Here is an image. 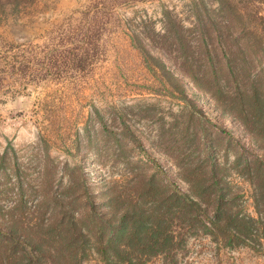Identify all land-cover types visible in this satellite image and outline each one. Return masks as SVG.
Returning <instances> with one entry per match:
<instances>
[{
    "label": "rangeland",
    "instance_id": "374dc122",
    "mask_svg": "<svg viewBox=\"0 0 264 264\" xmlns=\"http://www.w3.org/2000/svg\"><path fill=\"white\" fill-rule=\"evenodd\" d=\"M242 95L264 102V0H0V264H264ZM196 165L232 221L200 190L153 236L147 181L193 196Z\"/></svg>",
    "mask_w": 264,
    "mask_h": 264
},
{
    "label": "trees",
    "instance_id": "16d2710c",
    "mask_svg": "<svg viewBox=\"0 0 264 264\" xmlns=\"http://www.w3.org/2000/svg\"><path fill=\"white\" fill-rule=\"evenodd\" d=\"M241 94V93H240ZM241 97V96H240ZM233 106L237 107L236 105H238V109L240 112L241 117H246L248 121H250L251 119H253L255 122H258V120H261V114L262 111H264V102H260V99L258 98L257 100H247L244 95H242L241 99L238 100L237 104L235 105L234 103H232ZM238 111V110H237ZM238 113V112H237ZM250 123V122H248ZM192 171H190V173L193 175V179L192 178H184L189 184H190V190L191 193H193V196L189 195L187 192H182L173 182H169V188H166V193L164 194L165 198H162V192L163 190L161 188H159L160 186L155 185L152 182V178L150 177V179L147 181L149 182V187H147L149 191L148 195L151 198H155L152 201L149 202H145L144 204H141L139 206V208H143L144 211L142 212H146L150 215H153V213H155V216H153V219L151 218L150 220H148L149 216H146V218L142 219V222H144V224H148L147 222H150L151 224H153V227L150 228L151 229V233L156 234L155 236L157 238H162L164 240H168L170 237L168 234H164V235H160L159 233V229L162 228V224L163 223H172L174 222V220L176 219V216L181 217L182 219H187L190 220L191 219V214L194 213L195 210H203L200 207V203L197 202L196 197H202L201 193H205L207 195V197H211L214 196L215 198V203L213 204L212 201H207V205H210L213 207V211H214V217L211 221V225L217 229L220 230V225H219V221H220V216L221 214L224 212L226 213L225 218L229 219V208H231V205H223L221 202V198L223 196V192L221 190V188L219 187V182L221 181V178L214 180L212 182V184H216L217 188L216 190L212 193L211 190H208V184L204 185V178H203V173L202 170L199 166H192ZM182 170H187L186 167L182 168ZM213 174H215L216 172V168L212 167L211 168ZM195 179V180H194ZM203 179V180H202ZM252 179L253 181H255L256 184V191H257V197H259V199H261V197H264V172H258L256 174H252ZM204 185V186H203ZM200 190L202 192H200ZM153 196V197H152ZM116 196H112L111 197V203L113 200V203H116ZM134 199V197H133ZM163 199V200H162ZM209 202V204H208ZM263 213H264V201H263ZM131 206H132V210H134V208L136 207V202L134 200H131ZM224 206L225 210H224ZM113 207H115V205H113ZM162 210V211H161ZM163 211H166V214L162 213ZM259 212L261 213V211L259 210ZM131 213V212H130ZM169 215V216H168ZM260 218H261V214ZM264 215V214H263ZM188 216V217H187ZM187 217V218H186ZM164 218L166 220V222L164 221ZM259 218V219H260ZM138 220L135 214H126L123 218V222H124V227H129L130 231H129V235L128 237H133L135 236V226L136 224H138ZM232 220L229 219L228 223H230ZM240 221L242 222L241 224H243V226L241 227V230L245 229L244 227H247L246 229H248L253 222H258L260 223V221H258V219H253L250 217H242L240 218ZM141 222V223H142ZM247 226H244V225ZM149 225V224H148ZM134 226V227H133ZM145 228H148V226H144ZM133 230H132V229ZM165 229V227H163ZM149 230V228L147 229V231ZM231 228L229 229V227H226V229L224 230L225 233H228L229 236H232V232L230 231ZM144 235H146L144 233ZM227 235V234H226ZM154 245V244H153ZM153 249L156 248V246H152ZM78 263H80L79 259H78ZM77 264V263H76Z\"/></svg>",
    "mask_w": 264,
    "mask_h": 264
}]
</instances>
